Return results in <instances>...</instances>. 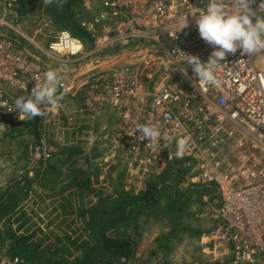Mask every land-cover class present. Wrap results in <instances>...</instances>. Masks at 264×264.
I'll use <instances>...</instances> for the list:
<instances>
[{"label": "built area", "instance_id": "built-area-1", "mask_svg": "<svg viewBox=\"0 0 264 264\" xmlns=\"http://www.w3.org/2000/svg\"><path fill=\"white\" fill-rule=\"evenodd\" d=\"M261 2L255 0L252 9L260 11ZM207 3L100 0V10L81 20L95 37L93 47L83 51L79 38L55 29L51 20L37 29L36 34L54 38L41 50L18 30L8 0V11L0 14V131L23 121L18 110L9 111L15 99L30 95L49 67L58 70L64 98L82 92L89 113L108 106L119 114L108 154L111 166L121 167L126 188L143 189L177 161L192 165L196 172L188 183L213 185L220 195L206 200L201 216L210 227L200 243L213 249V260L222 257L220 264H264V68L259 63L264 51L228 54L218 69L221 86L200 85L183 53L207 62L215 50L196 24ZM186 20L188 27L179 31ZM55 110L47 111L40 131ZM149 121L158 123L165 137L155 150L136 131ZM185 137L189 148L178 158L177 141ZM55 151L40 138L30 146L31 169ZM0 264L30 263L0 246Z\"/></svg>", "mask_w": 264, "mask_h": 264}, {"label": "trees", "instance_id": "trees-1", "mask_svg": "<svg viewBox=\"0 0 264 264\" xmlns=\"http://www.w3.org/2000/svg\"><path fill=\"white\" fill-rule=\"evenodd\" d=\"M11 1L20 18L42 6L56 29L79 38L85 49L93 47L94 35L81 24L86 17L82 0H63L62 7L55 0L49 5L43 0ZM42 121L43 117L37 116L16 125H23L38 139ZM22 145L26 148V141ZM57 148L53 155L60 164H49L42 172L53 176L50 196L60 198L62 227L57 225L58 229L50 233L26 209H16L17 199L12 195L26 194L31 186V178L24 177L25 184L16 181L0 191V246L8 254L21 256L30 264H126L134 259L141 221L154 218L163 220L167 229L154 239L148 256L154 257V264H161L159 258H166L175 244L185 239L199 240L210 227V221L198 214L207 201L219 199L220 195L213 185L188 183L196 172L192 165L177 161L174 167L154 175L136 192L125 187L123 171L112 179V185L98 188L95 182L100 181V166H95L92 172L89 160L101 153L89 157L75 145ZM24 155L27 157L25 150ZM82 159L86 165L80 164ZM65 165L66 172L61 170ZM40 166L42 160L36 175ZM57 177L62 179L56 180ZM164 264H170L168 259Z\"/></svg>", "mask_w": 264, "mask_h": 264}, {"label": "rangeland", "instance_id": "rangeland-1", "mask_svg": "<svg viewBox=\"0 0 264 264\" xmlns=\"http://www.w3.org/2000/svg\"><path fill=\"white\" fill-rule=\"evenodd\" d=\"M82 1L86 14L85 18L96 14L100 10V0ZM7 3L8 0H0V14L4 10L8 11ZM5 19L10 22V15L8 13ZM48 20L50 18L44 13L42 6H36L25 18L18 16L15 25L25 36L34 38L41 50H45L54 41L52 33L36 34V32ZM83 49V51L88 50L84 48V45ZM262 56L261 62L264 66V55ZM61 104L62 107L59 110H55L51 117L47 119L45 131H40L39 129L38 139L35 135L27 132L23 128V125H18L19 127L17 125L15 127H7L4 131H0V191L6 189L8 185L16 181L20 185L25 184L24 177L31 178L29 179L31 186L26 194L12 195L17 199L16 209L19 207L26 209L50 233L58 229L57 225L61 226V216L58 207L60 198L50 196L51 187L54 185L53 176L49 172L42 171L49 164L55 163L59 165L60 163L56 161V155H53L48 160H42V166L38 168L40 170H38L39 173L36 175L37 167L31 169L30 166V146L39 143L40 138H43L51 143L56 150L58 149L57 145L59 147L75 145L83 149L84 154L89 157H92L96 153H101L100 156L96 158L92 157L89 160L92 172L95 166H100V181L95 182V187L98 188L102 186L109 187L112 185V179L117 178L121 173L120 166H111L112 157L108 154V147L113 133L119 125V114L108 106L99 108L96 113H89L83 107L82 92L74 97L64 98ZM25 141L26 148L22 145ZM24 150L27 157L24 155ZM79 162L82 165H86L84 159ZM61 170L66 172V165L61 166ZM57 179L61 180L62 177H57ZM204 208L205 206H203L202 211ZM202 211L198 215L205 218L201 216ZM205 226L209 227L207 222H205ZM166 229L167 227L163 220L152 218L146 221L143 219L140 223V231L136 236L138 242L134 259L128 260L126 264H154V257L149 258L148 252L153 245L154 239L161 233H164ZM200 242L201 238L199 240L185 239L182 243L175 244L172 252L166 258H159V262L164 264L166 259H168L170 264L213 262V249L202 245ZM219 259H222V257H219Z\"/></svg>", "mask_w": 264, "mask_h": 264}, {"label": "clouds", "instance_id": "clouds-1", "mask_svg": "<svg viewBox=\"0 0 264 264\" xmlns=\"http://www.w3.org/2000/svg\"><path fill=\"white\" fill-rule=\"evenodd\" d=\"M53 2L54 0H43L45 5ZM55 2L58 7L63 6V0ZM254 2L255 0H229L232 9L229 11V4H226L225 0H208L205 10L197 15L196 24L200 37L215 48L207 62H202L198 56L183 53L200 85L221 86L218 69L228 54H235L240 50L242 55L251 56L264 51V16L258 14L264 11V0L259 5L260 11L252 9L251 5ZM186 27L187 20L179 31ZM62 87L59 71L49 67L44 73L43 81L37 78L31 94L16 98L14 107L9 111L18 110L21 120L44 117L47 111L59 110L62 107L61 101L64 98ZM136 131L148 141L146 147L152 150L159 148L161 140L165 138L161 126L151 121L137 125ZM188 148L189 139L187 137L179 139L176 156L182 158Z\"/></svg>", "mask_w": 264, "mask_h": 264}, {"label": "crops", "instance_id": "crops-1", "mask_svg": "<svg viewBox=\"0 0 264 264\" xmlns=\"http://www.w3.org/2000/svg\"><path fill=\"white\" fill-rule=\"evenodd\" d=\"M261 57H263V56H262V55L260 56V58H259V63H260V65H261V67L264 68V66H263V64H262V62H261Z\"/></svg>", "mask_w": 264, "mask_h": 264}]
</instances>
